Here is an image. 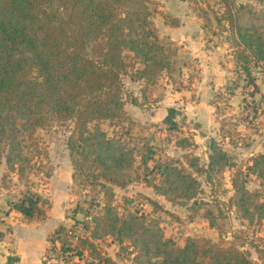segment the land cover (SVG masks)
Returning a JSON list of instances; mask_svg holds the SVG:
<instances>
[{"label": "rangeland", "instance_id": "1", "mask_svg": "<svg viewBox=\"0 0 264 264\" xmlns=\"http://www.w3.org/2000/svg\"><path fill=\"white\" fill-rule=\"evenodd\" d=\"M236 1L250 3L255 11L264 9V0ZM147 4L151 25L169 54L171 66L148 83L138 74L132 77L127 74L124 77L127 117L121 126L108 120L102 121L101 126L109 135L128 128L125 136L129 146L136 145L140 152L152 153L148 166L141 163V156L136 153L133 179L126 185L110 184L112 194H106L99 183L87 184L72 177L67 147L69 122L37 128L24 147L29 159L22 176L17 170L7 169L4 157H0V264H12L16 233H21L22 238L23 229L41 231L60 225L72 228L79 236L78 242L85 237L93 242L94 246L80 242L77 247L83 250L81 259L85 261L155 264L157 257L151 239V250L146 253L141 242L136 241V233L121 234L116 229L105 232L100 228V233L92 236L94 228H85L79 222L100 213L107 200L118 216H137L177 246L183 245L187 236L228 240L247 250L255 264H264V214L250 207L246 217L230 199L235 195L233 179L251 192L259 191L260 196L255 199H264L262 179L247 167L254 156L264 153V60L250 65L253 85L236 60L235 36L228 30L227 22L218 19L222 9L217 0H147ZM172 34L183 40L195 34L210 41L213 50L220 46L216 58L230 71L222 89H212L202 98L196 96L195 72L186 57L187 47L181 49L183 54L176 59L179 62L176 66L173 56L179 47L176 40L167 39ZM182 136L190 140L188 146L176 144ZM4 148L0 141V156ZM168 158L177 159L175 165L197 179L189 197L162 194L151 185L161 178L155 162ZM27 188L45 199L42 216L26 218L9 208V200ZM207 209L212 212L213 226L205 216ZM86 211L90 213L88 216ZM52 233L50 230L49 234ZM60 240H48V249L59 246ZM45 264H73V261L60 258L58 252L50 249Z\"/></svg>", "mask_w": 264, "mask_h": 264}, {"label": "trees", "instance_id": "2", "mask_svg": "<svg viewBox=\"0 0 264 264\" xmlns=\"http://www.w3.org/2000/svg\"><path fill=\"white\" fill-rule=\"evenodd\" d=\"M217 1L222 9L218 19L227 22L236 38V60L248 82L255 85L250 65L264 60V9L255 11L250 3L236 0ZM171 63L151 25L147 0H0V141L5 145L0 157L7 169L22 176L29 159L24 152L27 139L37 128L69 122L72 177L87 184L99 183L111 195L110 184L126 185L133 179L136 153L146 167L152 153L129 146L128 128L109 135L101 123L108 120L121 126L126 119L127 74H138L148 83ZM190 143L186 136L176 140L181 147ZM175 162L173 158L157 160L154 166L161 178L151 185L162 194L189 197L197 179ZM247 167L264 184V153L254 156ZM232 183L235 195L231 202L243 215L248 217L250 207L264 214V199H255L259 191H249L236 179ZM42 202L45 199L39 192L27 188L9 200V208L35 218L44 214ZM113 207L107 200L100 213L79 222L94 228L92 236L98 235L100 228L136 233V241L146 253L151 250V239L155 264H255L249 252L235 242L187 236L183 245L177 246L137 216H118ZM211 214L207 209L205 216L213 226ZM66 231L62 225L54 229L49 241L61 239V244L49 249L59 257L61 251L72 250L68 259L77 264L72 258L75 254L82 258V249H77L80 242L94 244L85 237L70 247Z\"/></svg>", "mask_w": 264, "mask_h": 264}, {"label": "crops", "instance_id": "3", "mask_svg": "<svg viewBox=\"0 0 264 264\" xmlns=\"http://www.w3.org/2000/svg\"><path fill=\"white\" fill-rule=\"evenodd\" d=\"M170 40H176L175 43L179 47L173 56L175 65H179L177 58L181 57L183 52L181 49L187 47V58L192 62V69L195 72V92L196 96L204 97L208 95V91L212 89L224 87L229 79L230 71L227 66L216 58L219 45L215 46L213 50L210 46V41H206L201 37H197L195 34L191 35L187 40H183L180 37H175L174 34L169 35ZM188 62V61H187ZM194 87V88H195ZM173 107L169 108L172 112ZM168 117L165 116V120ZM41 231H37L36 228L23 229V237L21 233H16V239L14 240V256L10 259L12 264H45V259L48 257L50 249H48L49 239L46 235H50L55 228H41ZM17 232V231H16ZM48 233V234H47ZM44 238V239H43ZM77 261V264H95L90 260ZM10 264V263H9ZM98 264V263H96Z\"/></svg>", "mask_w": 264, "mask_h": 264}, {"label": "built area", "instance_id": "4", "mask_svg": "<svg viewBox=\"0 0 264 264\" xmlns=\"http://www.w3.org/2000/svg\"><path fill=\"white\" fill-rule=\"evenodd\" d=\"M66 236H67L68 240L70 241V245H69L70 247L74 246L76 244V242L79 240V236L73 232L72 228H67ZM61 252H62L63 256H61L60 258L63 257L64 260L70 261V259H68V258L70 257V255L72 254L73 251L68 250V251H61ZM74 258L76 261H78L79 260L78 254H75Z\"/></svg>", "mask_w": 264, "mask_h": 264}]
</instances>
